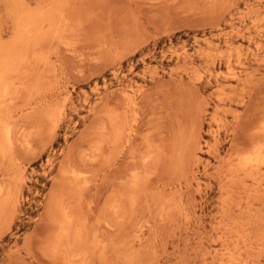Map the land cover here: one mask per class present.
I'll use <instances>...</instances> for the list:
<instances>
[{
	"label": "rangeland",
	"instance_id": "1",
	"mask_svg": "<svg viewBox=\"0 0 264 264\" xmlns=\"http://www.w3.org/2000/svg\"><path fill=\"white\" fill-rule=\"evenodd\" d=\"M263 123L264 0H0V264H264Z\"/></svg>",
	"mask_w": 264,
	"mask_h": 264
},
{
	"label": "bare ground",
	"instance_id": "2",
	"mask_svg": "<svg viewBox=\"0 0 264 264\" xmlns=\"http://www.w3.org/2000/svg\"><path fill=\"white\" fill-rule=\"evenodd\" d=\"M41 2H42V1H41ZM63 6H64V5H63ZM61 15H62V14H61ZM36 31H37V30H36ZM6 48H7V47H6ZM6 89H7V88L5 87V90H6ZM5 90H4V91H5ZM2 91H3V89H2ZM9 95H10V94H9ZM263 125H264V123H263ZM8 129H9V128H8ZM6 131H7V130H6ZM262 132H263V131H262ZM6 133L8 134V132H6ZM258 134H259V132H258ZM8 136H9V135H8ZM259 137H260V136H259ZM257 142H258V141H257ZM262 143H263V142H261V144H262ZM256 144H257V143H256ZM256 144H255V146H256ZM263 144H264V143H263ZM257 145H258V144H257ZM259 145H260V143H259ZM255 146H254V148H253V147H252V148L255 149ZM263 146H264V145H263ZM259 147H260V146H259ZM261 147H262V146H261ZM253 149H252V150H253ZM256 149H257V148H256ZM252 150H250V151H252ZM259 150H260V149H259ZM257 151H258V150L254 151V152L256 153ZM260 151H261V150H260ZM260 151H259L258 155L260 154ZM254 152H253V153H254ZM263 152H264V151H263ZM247 153H248V152H247ZM251 153H252V152H249V154H251ZM243 155H244V154H243ZM253 155H255V154H253ZM253 155H251V156H253ZM256 155H257V154H256ZM256 155H255V156H256ZM244 157H245V156H244ZM247 157H250V156H247ZM250 158H251V157H250ZM259 158H260V157H258V159H259ZM263 158H264V157H263ZM263 158H262V159H263ZM241 159H242V158H241ZM236 160H237V157H236ZM244 161H247L246 163H252V162L256 163L258 160H257V159H255V160H254V159H247V160L244 159ZM244 161H243V163H244ZM262 161H263V160H262ZM236 162H238V161H236ZM236 162L234 163L235 166H236ZM239 162H240V160H239ZM239 162H238V163H239ZM241 162H242V160H241ZM241 162H240V163H241ZM224 163H225V162H224ZM240 163H239V164H240ZM240 165H242V164H240ZM253 165H254V164H253ZM246 166H247V165H246ZM251 166H252V165H251ZM251 166H250V164L248 165V167H249L250 169H251ZM254 166H255V165H254ZM254 166H253L252 168H254ZM236 167H237V166H236ZM240 167H241V166H240ZM240 167H239V168H240ZM243 167H245V166H243ZM220 168H221V167H220ZM229 168H230V167H229ZM241 168H242V167H241ZM255 168H256L255 171H258L257 169H258L259 167L256 166ZM239 170H241V169H238V171H239ZM242 170L245 171V169H242ZM242 170H241V172H242ZM253 170H254V169H253ZM248 172L251 173V171H250L249 169H248ZM253 172H254V171H253ZM230 173H231V172H230ZM246 173H247V172H246ZM237 174H238V173H237ZM234 176H235V175H234ZM245 176H246V175H245ZM245 176H244V177H245ZM249 176H250V175H249ZM249 178H250V177H249ZM242 179H243V178H242ZM245 179H248V178L246 177ZM235 180H236V179H235ZM224 181H226V180H224ZM251 181H252V180H251ZM227 182H228V181H227ZM228 183H229V182H228ZM239 183H240V182H239ZM259 183H260V182H259ZM229 184H230V183H229ZM239 185H240V184H239ZM242 186H243V185H242ZM258 186H260V185H258ZM225 188H226V187H225ZM251 188H252V187H251ZM227 189H228V188H227ZM249 189H250V188H249ZM252 190H253V189H252ZM240 192H241V191H240ZM252 201H253V200H252ZM236 210H237V209H236ZM254 225H255V224H254ZM226 227H227V226H226ZM226 232H227V231H226ZM233 234H234V233H233ZM237 236H238V234H237ZM239 238H240V237H239ZM225 240H226V239H225ZM242 245H243V244H242ZM233 246H234V245H233ZM236 247H237V246H236ZM263 255H264V254H263ZM236 259H237V258H236ZM257 260H258V259H257ZM232 261H233V259H232ZM236 262H238V261L236 260ZM242 262H243V261H242ZM257 262H258V261H257ZM257 262H256V263H257Z\"/></svg>",
	"mask_w": 264,
	"mask_h": 264
}]
</instances>
